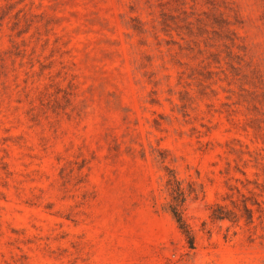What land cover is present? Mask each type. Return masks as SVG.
<instances>
[{
    "label": "rangeland",
    "instance_id": "1",
    "mask_svg": "<svg viewBox=\"0 0 264 264\" xmlns=\"http://www.w3.org/2000/svg\"><path fill=\"white\" fill-rule=\"evenodd\" d=\"M0 264H264V0H0Z\"/></svg>",
    "mask_w": 264,
    "mask_h": 264
},
{
    "label": "trees",
    "instance_id": "2",
    "mask_svg": "<svg viewBox=\"0 0 264 264\" xmlns=\"http://www.w3.org/2000/svg\"><path fill=\"white\" fill-rule=\"evenodd\" d=\"M169 182H174L175 186H173L172 190V200L169 204V210L172 213L175 221L178 223L179 228L184 233L188 243L191 247L194 248V233L190 228L189 224L186 222L185 218L183 217V206L186 201V192L181 188L180 183L178 181L169 179ZM212 214L211 216L217 220L229 219V211L226 209L225 206L216 204L215 207L211 206ZM245 209L250 211V209L245 205ZM233 213V212H231ZM253 216V215H252ZM251 216V218H252Z\"/></svg>",
    "mask_w": 264,
    "mask_h": 264
}]
</instances>
